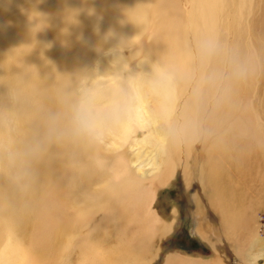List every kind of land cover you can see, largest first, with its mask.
<instances>
[{
  "label": "bare ground",
  "instance_id": "1",
  "mask_svg": "<svg viewBox=\"0 0 264 264\" xmlns=\"http://www.w3.org/2000/svg\"><path fill=\"white\" fill-rule=\"evenodd\" d=\"M208 39L221 51L210 60ZM121 40L122 53L96 50ZM210 73L217 87L203 85ZM81 93L118 109L102 141L53 146L23 200L0 163V264H224L223 244L238 264H260L264 0H0V162L41 130L57 95ZM178 175L197 188L190 218L207 262L161 255L173 218L152 206Z\"/></svg>",
  "mask_w": 264,
  "mask_h": 264
},
{
  "label": "clouds",
  "instance_id": "2",
  "mask_svg": "<svg viewBox=\"0 0 264 264\" xmlns=\"http://www.w3.org/2000/svg\"><path fill=\"white\" fill-rule=\"evenodd\" d=\"M112 35L109 31L104 37L105 41ZM126 46L128 45L121 40L118 45L107 51L101 47L96 50L108 56L122 53ZM200 50L206 60L221 54L218 44L211 39L202 41ZM234 74L242 77L247 74V70L243 65H239L234 68ZM221 80L220 74L210 73L204 78L203 85L217 87ZM200 91L201 89H197L198 93ZM56 104V110L46 111L41 117V130L20 146L15 143L8 144L4 159L0 162L4 165L10 192L14 197L19 196L20 200H23L34 182L35 166L53 146L66 147L102 141L109 123L116 118L118 112L115 104L103 103L89 93H81L79 96L59 94ZM0 127L10 130V122L0 119ZM21 211L25 218L34 216L26 205H21ZM54 214V210L48 212L43 226L54 218ZM35 220L39 222V217Z\"/></svg>",
  "mask_w": 264,
  "mask_h": 264
},
{
  "label": "rangeland",
  "instance_id": "3",
  "mask_svg": "<svg viewBox=\"0 0 264 264\" xmlns=\"http://www.w3.org/2000/svg\"><path fill=\"white\" fill-rule=\"evenodd\" d=\"M147 85H150V82H147ZM145 163H147V161ZM145 167L147 168L148 166ZM189 186L185 188L178 175L175 181H168L157 189L155 202L152 206L153 209L167 221L173 218L170 231L167 233L168 237L164 239L161 246V255L163 256L167 251L171 250L175 251V256L188 258L193 254L200 253L201 258L198 259L207 262L211 259L210 254H208L210 252L209 243L202 234L200 238L192 231L196 226V221L191 222L190 213L191 210L196 209V195L198 194H196L197 188H194L192 183ZM255 217L259 222V226H261L259 231L261 233L264 231V209H257ZM206 219L212 223H217V218L215 216L207 215L204 221ZM208 237L216 242V239H219L215 237L212 232L208 233ZM262 251L264 252V245ZM220 252L222 255L221 260L224 264H238L236 256L230 253L225 244L217 248V253ZM262 256H264V253ZM261 257L259 259L260 264H262L261 261L264 258Z\"/></svg>",
  "mask_w": 264,
  "mask_h": 264
}]
</instances>
